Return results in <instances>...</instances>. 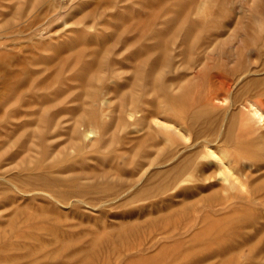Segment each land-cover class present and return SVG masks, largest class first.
<instances>
[{
	"label": "rangeland",
	"instance_id": "1",
	"mask_svg": "<svg viewBox=\"0 0 264 264\" xmlns=\"http://www.w3.org/2000/svg\"><path fill=\"white\" fill-rule=\"evenodd\" d=\"M0 7L3 264H264V124L249 103L264 100V0ZM215 74L231 81L219 98ZM200 106L237 114L228 144L210 133L191 145L206 125ZM199 146L198 173L145 188L160 179L149 172ZM170 148L179 152L159 163ZM25 167L67 178L56 186L66 198Z\"/></svg>",
	"mask_w": 264,
	"mask_h": 264
},
{
	"label": "bare ground",
	"instance_id": "2",
	"mask_svg": "<svg viewBox=\"0 0 264 264\" xmlns=\"http://www.w3.org/2000/svg\"><path fill=\"white\" fill-rule=\"evenodd\" d=\"M1 8V7H0ZM246 10V9H245ZM215 76L217 77H215V80H217V81H219L218 82V85H219V88H216L215 86H213V88H211L210 89V91H209V94L212 96L213 95V98H214V96H216L217 97V94H218V91H219V89L220 90H222V91H224V93L225 92H229L230 91V86H231V81H229V80H226V79H224V78H222L221 77V75L219 76L218 74H215ZM230 79V78H229ZM257 79L258 78H256V79H251V81L253 82H255V80L257 81ZM184 80H182V82H183ZM249 81V80H248ZM176 83V82H175ZM249 83V82H248ZM248 83H247V85H248ZM171 85V84H170ZM174 85V84H173ZM172 85V86H173ZM185 85V84H184ZM246 85V86H247ZM179 86V85H178ZM245 86V87H246ZM181 88V87H180ZM162 90V89H161ZM182 90V89H181ZM208 90V89H207ZM250 90V89H249ZM245 91V90H244ZM163 92V91H162ZM174 92V91H173ZM250 92V91H249ZM161 93V92H160ZM206 93V92H205ZM175 94V93H174ZM163 95V94H162ZM206 95V94H205ZM208 95V94H207ZM206 95V96H207ZM210 97V96H209ZM216 97H215V99H216ZM202 98V97H201ZM207 98V97H206ZM217 98H219V96L217 97ZM234 99V98H233ZM204 100H205V97H204ZM208 100V99H207ZM261 100V101H260ZM260 100H257L259 103L261 102V103H264V100H262V99H260ZM202 101V100H201ZM211 101V100H210ZM214 101V100H213ZM216 101V100H215ZM255 102V101H251V102H249L250 104H251V108H252V110H253V112L254 113H257V115H258V117L260 118V121H261V124H260V126L262 125V124H264V108H261V107H264V105L262 106L261 105V107L258 105V102ZM209 102V101H208ZM232 102H234V101H232ZM202 103V102H201ZM210 103V102H209ZM213 103V102H212ZM191 105V104H190ZM202 105H204V103L202 104ZM213 106L215 105V104H212ZM220 106H222V105H220ZM242 106V105H241ZM200 107H202V106H200ZM204 110H207L208 109V111L207 112H205L204 111V113H207L206 114V118L205 119H203L204 121V123L206 124H204L205 126L202 128V127H200L199 126V129H194V136H193V138H194V140H192V143H191V145H194V146H196V145H198V143L200 142V140L203 138L206 142H210L211 140H209V137L208 136H211V134L210 133H216L217 135H219L220 133L221 134H223V136H224V141H225V144H228V138H233L234 136H233V134H234V130L236 129V124L238 123L237 121H236V119H235V112H232V113H230L229 115H227L226 114V111L223 113V114H220V112H218V114L215 116H213L211 113H213V110H214V107H206L205 106V108H207V109H205L204 108V106L202 107ZM201 108V109H202ZM189 109V108H188ZM193 109V108H192ZM196 110H197V108H195ZM228 109V108H227ZM195 110V112H197V114H194L195 112H193L191 115H192V117L194 116V119H193V121L194 120H196V119H198V118H201V113H199V111L197 110L196 111ZM246 110H247V108H246ZM249 110V109H248ZM215 111V110H214ZM222 112V111H221ZM248 112V111H247ZM253 112H252V115H253ZM17 113V112H16ZM199 113V114H198ZM235 113V114H234ZM240 113V112H239ZM248 114V113H247ZM237 115V114H236ZM249 115H251V114H249ZM191 117V116H190ZM192 117H191V119H192ZM253 117V116H252ZM251 117H249L248 119H250ZM199 120V119H198ZM251 120V119H250ZM200 121V120H199ZM93 122V121H92ZM237 122V123H236ZM247 122V121H246ZM189 123V122H188ZM197 123V122H196ZM201 122H199L198 123V125L200 124ZM197 124H195V126H196ZM254 126H255V124H254ZM258 127V126H257ZM190 128H194L193 126H191ZM243 128V127H242ZM85 129V128H84ZM86 129H87V127H86ZM93 128H89L88 129V132L90 133V135H91V130H92ZM248 129L249 128H245L244 130L245 131H248ZM255 129V128H254ZM239 130V129H238ZM251 130V129H250ZM86 131V130H85ZM253 131V130H252ZM237 132V131H236ZM86 133H87V131H86ZM85 135V134H84ZM89 136V135H88ZM202 137V138H201ZM112 138H113V136H112ZM201 138V139H200ZM257 139H259V138H257ZM98 140V139H97ZM203 141V140H202ZM204 141V142H205ZM223 141V142H224ZM227 141V142H226ZM230 141V140H229ZM235 141V140H234ZM214 143V142H213ZM196 144V145H195ZM95 145V144H94ZM93 145V146H94ZM231 145V144H230ZM93 146H91V147H93ZM190 146V145H189ZM207 146V145H206ZM179 147V146H178ZM192 147V146H191ZM210 148V147H209ZM180 150V149H179ZM185 150V149H184ZM178 150L175 148V149H173V148H170V149H166L164 152H163V155H162V158L160 159V158H158V159H160L158 162L160 163V162H164V161H166V160H170V159H174V157L176 156V152H177ZM187 151V150H186ZM208 151H210V150H208ZM120 152V151H119ZM179 152V151H178ZM181 152V151H180ZM203 152H204V150L199 146L198 148H196V149H189L184 155H182L183 157L181 158V159H176L177 161L175 162V163H173V164H171V166H169V167H167L166 169H157V170H154V171H151V172H149L150 174H149V176L148 175H146V176H148V178H150V179H152V177L153 178H156V177H159L160 179L158 180V182H156L155 184H153V182H152V184L153 185H148V186H146L145 188L146 189H149V187H151L150 189L152 190V189H154V190H156V191H163L165 188H167L168 186H172V185H175V183L178 181V180H180V179H183V178H186V175H190V173H194V171L196 172V170H197V173L199 172L198 171V168H200L201 166L203 167V160L201 161V157L200 158H198V156L199 155H201V154H203ZM211 153H215V149L214 150H211L210 151ZM182 153V152H181ZM206 153V152H205ZM161 154V153H160ZM263 154V153H262ZM121 155H122V153H121ZM152 155V154H151ZM150 155V156H151ZM181 155V154H180ZM205 155H207V154H205ZM159 156V155H158ZM157 156V157H158ZM177 156H179L178 154H177ZM115 157V156H114ZM117 157V156H116ZM155 156H153V158H154ZM153 158H151V159H149L148 160V164H151L152 162H153ZM200 159V160H199ZM224 163V162H223ZM147 164V163H146ZM227 166V165H226ZM24 167V166H23ZM211 167V166H210ZM210 167H208V168H210ZM25 169H26V171H28L29 172V177H33V178H35L34 179V181H35V183L36 182H38V181H40V182H42V185L44 186V188L46 189V190H49L50 192H52V193H54V194H56V196L55 197H57V195H59V196H63L64 194H65V191L66 192H68L66 189H60V190H58L59 189V187H56L57 185H60V184H65V183H63L64 182V180H66L67 178H65V179H63V178H60V177H58L57 176V178L56 179H54V180H52V179H50V178H48L46 175H44V174H41V173H37L38 175H33V174H31L30 172V170H32V167H25ZM207 169V168H206ZM42 170V169H41ZM49 170V169H48ZM200 170V169H199ZM222 170V169H221ZM206 171V170H205ZM5 172V171H4ZM232 172H234V170L232 171ZM34 173V172H33ZM47 173V172H46ZM45 173V174H46ZM99 173V172H98ZM28 174V173H27ZM97 174V173H96ZM96 174H94V175H96ZM191 174V175H192ZM206 174V173H205ZM2 175V174H1ZM90 175V174H89ZM88 175V176H89ZM122 175V174H121ZM195 175V174H194ZM193 175V176H194ZM237 175V174H236ZM15 177H16V175H14ZM52 176V175H51ZM50 176V177H51ZM61 176V175H60ZM113 176V175H112ZM161 176V177H160ZM75 177V176H74ZM71 177H69V179H70ZM97 178V177H96ZM114 178H115V176H114ZM190 178V177H189ZM1 179H2V177H1ZM39 179V180H38ZM73 179V177L70 179V180H72ZM76 179H77V177H76ZM76 179H74V180H76ZM69 180V181H70ZM114 180V179H113ZM31 181H32V179L31 180H29V182H30V184H31ZM124 181V180H123ZM141 181V180H140ZM65 182H67L68 183V185H69V182H68V180L67 181H65ZM96 182V181H95ZM126 182V181H125ZM150 182V181H149ZM72 183H74V181L72 182ZM105 185H107V182L105 181ZM126 183H128V185H129V182H126ZM131 183H132V181H131ZM178 183V182H177ZM216 183V182H215ZM27 184V183H26ZM32 184H34V183H32ZM39 184V183H38ZM37 184V185H38ZM89 184H91V183H89ZM92 184H95L94 182L92 183ZM92 184H91V186H92ZM76 185H79V183L78 184H76ZM76 185H74V184H72V186L71 185H69V189L71 188V190L73 191L74 189H76L74 186H76ZM97 185V184H96ZM122 185V184H121ZM127 185V184H126ZM128 185H127V187H128ZM243 185V184H242ZM1 186V185H0ZM32 186V185H31ZM35 186V185H34ZM43 186H42V188H43ZM65 186V185H64ZM63 186V187H64ZM81 186V185H80ZM78 187V188H81V187ZM90 186V185H89ZM90 186V187H91ZM101 186V185H100ZM111 186V185H110ZM123 186V185H122ZM125 186V185H124ZM84 187H85V189H84ZM84 187H83V189H84V191L86 190V185L84 184ZM89 187V188H90ZM98 187V186H97ZM142 187H144V186H142ZM141 187V188H142ZM175 187V186H174ZM5 188V187H4ZM15 188H17V187H15ZM92 188V187H91ZM93 188H95V187H93ZM98 188H101V187H98ZM121 188V187H120ZM124 188H126V187H124ZM144 188V189H145ZM145 189V190H146ZM202 189V188H201ZM78 190V189H77ZM102 190V189H101ZM124 190V189H123ZM4 191H6V190H4ZM39 191V190H38ZM76 190H74L73 192H75ZM80 191H81V189H80ZM80 191H77L80 195H81V193H82V191H81V193H80ZM127 191V190H126ZM86 192V191H85ZM142 192V191H141ZM144 192V191H143ZM145 192H147V191H145ZM181 192V191H180ZM70 193V192H69ZM69 193H68V195H69ZM78 193H76V194H78ZM26 194V193H25ZM71 194V193H70ZM73 194H75V193H73ZM158 194V193H157ZM202 194V193H201ZM85 195V194H84ZM136 195V194H135ZM65 196H67V193L63 196V197H65ZM8 197V196H7ZM81 197V196H80ZM58 198V197H57ZM66 198V197H65ZM79 199H81V198H79ZM85 200V199H84ZM95 200V199H94ZM57 201V200H56ZM13 202H15V201H13ZM79 202H81V200L79 201ZM85 202V201H84ZM206 202V201H205ZM211 202V201H210ZM85 204H86V202H85ZM94 204V203H93ZM11 205H12V202H11ZM92 205V204H91ZM150 205V204H149ZM47 216V215H46ZM41 217H42V215H41ZM46 219V218H45ZM123 224V223H122ZM50 234H51V232H50ZM5 233L4 232H1L0 231V256L1 257H11L10 256V254L9 253H7V252H10V251H4V249L2 248L4 245H5V243H6V240H5ZM55 237V236H54ZM63 243V242H62ZM6 244H8V243H6ZM13 246V245H12ZM10 248V247H9ZM13 248V247H12ZM93 250V249H92ZM91 252V251H90ZM89 252V253H90ZM16 254V253H15ZM20 254V253H19ZM21 255V254H20ZM22 256V255H21ZM20 256V257H21ZM12 258H14L15 259V257L13 256ZM12 258H11V260H12ZM4 260V261H3ZM11 260H6L7 262H10ZM16 260V259H15ZM14 260V261H15ZM0 262H2L1 264H3V263H5V259H2V261H0ZM12 263V262H11ZM15 263H16V261H15ZM8 264V263H7ZM10 264V263H9ZM18 264V263H17Z\"/></svg>",
	"mask_w": 264,
	"mask_h": 264
}]
</instances>
